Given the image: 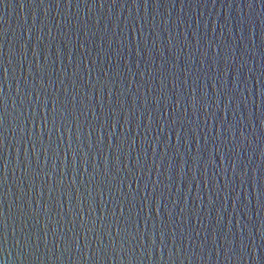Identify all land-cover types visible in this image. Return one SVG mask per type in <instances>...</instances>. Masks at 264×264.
Returning a JSON list of instances; mask_svg holds the SVG:
<instances>
[{"label": "water", "instance_id": "1", "mask_svg": "<svg viewBox=\"0 0 264 264\" xmlns=\"http://www.w3.org/2000/svg\"><path fill=\"white\" fill-rule=\"evenodd\" d=\"M0 97V264H264V0H0Z\"/></svg>", "mask_w": 264, "mask_h": 264}, {"label": "snow or ice", "instance_id": "2", "mask_svg": "<svg viewBox=\"0 0 264 264\" xmlns=\"http://www.w3.org/2000/svg\"><path fill=\"white\" fill-rule=\"evenodd\" d=\"M0 108L6 109V100L3 97H0ZM0 146H2V143H0ZM8 220L9 215H5V213L0 210V239H2L5 243L8 236Z\"/></svg>", "mask_w": 264, "mask_h": 264}]
</instances>
